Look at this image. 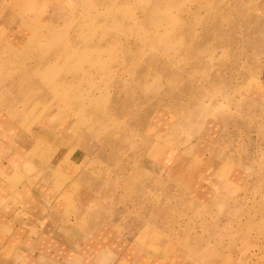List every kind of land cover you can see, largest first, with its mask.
<instances>
[{"label": "rangeland", "instance_id": "obj_1", "mask_svg": "<svg viewBox=\"0 0 264 264\" xmlns=\"http://www.w3.org/2000/svg\"><path fill=\"white\" fill-rule=\"evenodd\" d=\"M1 24L31 36L0 48V79L19 80L0 105L75 116L98 223L164 259L264 264V0H0Z\"/></svg>", "mask_w": 264, "mask_h": 264}, {"label": "crops", "instance_id": "obj_2", "mask_svg": "<svg viewBox=\"0 0 264 264\" xmlns=\"http://www.w3.org/2000/svg\"><path fill=\"white\" fill-rule=\"evenodd\" d=\"M1 25L0 48L12 53L27 45V29ZM15 78L0 79V98L18 83ZM33 117L21 123L0 105V264H185L162 258L161 248L140 233L98 223L88 209L92 157L79 122L71 113ZM162 160L169 170L177 156L167 151ZM191 163L199 167L200 161ZM193 177L185 181L196 195L220 196L214 184ZM224 179L222 192L243 182L235 173Z\"/></svg>", "mask_w": 264, "mask_h": 264}]
</instances>
